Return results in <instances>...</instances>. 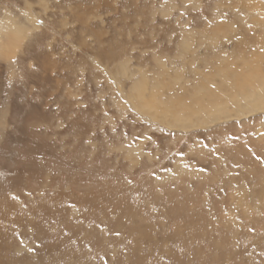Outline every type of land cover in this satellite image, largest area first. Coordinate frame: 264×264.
Listing matches in <instances>:
<instances>
[{"label":"rangeland","instance_id":"rangeland-1","mask_svg":"<svg viewBox=\"0 0 264 264\" xmlns=\"http://www.w3.org/2000/svg\"><path fill=\"white\" fill-rule=\"evenodd\" d=\"M0 264H264V0H0Z\"/></svg>","mask_w":264,"mask_h":264},{"label":"bare ground","instance_id":"bare-ground-1","mask_svg":"<svg viewBox=\"0 0 264 264\" xmlns=\"http://www.w3.org/2000/svg\"><path fill=\"white\" fill-rule=\"evenodd\" d=\"M5 29H7V28H5ZM4 29V30H5ZM7 31V30H6ZM13 31V30H12ZM8 32V31H7ZM12 34V36H14L15 38L17 37V32L15 31V32H12L11 33ZM12 36H10V38L12 39V38H14V37H12ZM8 42V41H7ZM14 42V41H13ZM4 49V48H3Z\"/></svg>","mask_w":264,"mask_h":264},{"label":"snow or ice","instance_id":"snow-or-ice-1","mask_svg":"<svg viewBox=\"0 0 264 264\" xmlns=\"http://www.w3.org/2000/svg\"><path fill=\"white\" fill-rule=\"evenodd\" d=\"M31 251V250H30Z\"/></svg>","mask_w":264,"mask_h":264}]
</instances>
